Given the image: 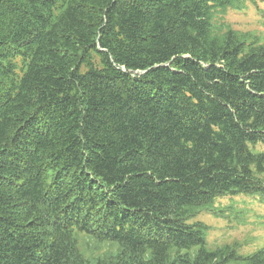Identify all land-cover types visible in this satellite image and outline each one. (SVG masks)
I'll list each match as a JSON object with an SVG mask.
<instances>
[{
  "label": "trees",
  "instance_id": "obj_1",
  "mask_svg": "<svg viewBox=\"0 0 264 264\" xmlns=\"http://www.w3.org/2000/svg\"><path fill=\"white\" fill-rule=\"evenodd\" d=\"M260 3L0 0V264H264L188 222L264 195Z\"/></svg>",
  "mask_w": 264,
  "mask_h": 264
},
{
  "label": "rangeland",
  "instance_id": "obj_2",
  "mask_svg": "<svg viewBox=\"0 0 264 264\" xmlns=\"http://www.w3.org/2000/svg\"><path fill=\"white\" fill-rule=\"evenodd\" d=\"M234 11L228 10L222 21L233 29L255 30L264 39V17L261 14L251 5ZM261 38L259 41L263 42ZM195 219L210 226L205 237L209 248L235 241L239 244L236 252L244 255L264 246V199L261 197L242 200L219 198L208 208L201 209ZM102 251L103 246L98 245V248L85 247L82 252L87 256H98Z\"/></svg>",
  "mask_w": 264,
  "mask_h": 264
}]
</instances>
